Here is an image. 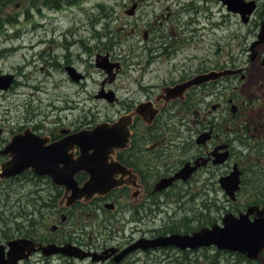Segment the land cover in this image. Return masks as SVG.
<instances>
[{
	"label": "flooded vegetation",
	"instance_id": "af4514ba",
	"mask_svg": "<svg viewBox=\"0 0 264 264\" xmlns=\"http://www.w3.org/2000/svg\"><path fill=\"white\" fill-rule=\"evenodd\" d=\"M28 1H30L29 6L33 13H40L44 10L60 11L64 7L76 5L83 0ZM124 2L125 6H135L131 15L133 16L136 7L140 4L139 0H124ZM23 4L24 2L19 0L16 7ZM253 9L245 22L240 20L238 13L227 10L228 13L237 16L240 25L253 24L250 32L245 31V35L237 36L240 39L239 42H235V51L238 56H229L228 60L223 63L215 60L208 64L202 62L189 64L188 67L178 70L179 73L174 74L172 70L170 75L158 79L156 83L144 81L142 75L149 72H147V67H141L138 69L141 78L132 80L138 81L133 84L135 87H131L130 82H126L125 85L111 88L108 84L114 80L120 70L119 64L111 65L107 72L97 65V59L104 57L106 61V56L95 53V66L100 67L106 74L105 79L99 85L96 96L112 104L121 101L120 92L133 96L130 99L126 98L122 103V110L115 120L100 121L110 124L121 116L128 132L124 146L120 149L113 148L107 156L99 155L93 159L99 166L96 173L98 181H105V185L114 184V186L104 193L94 194L89 200L77 199L71 206L66 207L64 202L59 203V199L66 190L67 194L71 192L70 189H66L65 184L57 186L50 177L34 174L30 169H24V171L30 170L35 176L45 179L49 185L60 189V195L58 193L55 207L52 201L47 205L43 202L42 205H38L42 209L37 210L35 208L37 203L31 201L33 218L27 220L26 226L16 224L19 230L23 229V233L15 237H6L4 241L0 239L2 246L0 264H4L3 261L7 256V242L15 238L31 240L34 249L26 258L19 259L17 264L21 260L27 261L34 254H41L44 258L54 257L57 259V264L85 262L88 264H136L137 260L129 262L128 258L137 251L146 253L147 258L152 255L154 257L169 255L170 252L167 251L161 254L153 252L174 247L160 246L141 249L137 246L125 256L118 258L125 248L136 244L140 239L148 241L160 235L179 233L167 227L142 230L140 225L147 226L150 221V219L142 221L144 217L142 213H166L172 208L171 203L177 200L176 198L167 200V197L174 195H184V201L182 199L184 207L188 201L185 200L186 194L193 192L221 193L224 198L225 188L222 187L221 182L233 167L239 174V189L232 201L235 202L241 197L245 198L236 214L245 212L250 207L251 213L248 219H252L258 213L264 215V53L260 52L264 46V40L256 45L252 44L256 40L260 25L264 24V7H257L255 2ZM252 20H255V23ZM213 26L218 28V23L214 22ZM212 30L216 31L215 28ZM249 34L251 37L246 41ZM256 63H259L262 71L259 74V80L253 81L248 78V71L249 67ZM223 70L231 73L223 77L200 79ZM75 72L78 73V78L76 80L69 78L80 83L83 73L77 70ZM195 78H199L200 81L192 82ZM14 81L15 76L6 90L14 85ZM245 81L250 82L246 94L239 89V84ZM166 89H169V92H166ZM226 89L229 92L223 93ZM0 91L3 90L0 89ZM135 96L137 98H134ZM139 105H142L139 109L141 112L135 111ZM32 121V119L27 120L28 123L13 129L7 141H0V164L9 159V156L1 150L7 145L11 136L23 133L25 129L34 135L47 138L49 143L73 132L90 129L100 123L97 122L91 127L87 125L76 128L61 123L57 127L45 129ZM66 153L76 159L81 151L78 146L74 145ZM186 164L189 165L188 168L192 166L196 168L185 179L175 178L165 187L158 191L154 190L158 181L169 180ZM24 171L13 177L1 178L0 186L5 181L18 177ZM88 178L86 171L77 170L73 173L71 181L80 187ZM9 190V187L5 186L1 190L3 192L0 191V201L4 202L6 198H9L6 193ZM38 212L42 214L36 220L34 213ZM57 214L59 219L58 222L51 223L50 235H42L39 228L45 226L43 215L50 218ZM125 214H130V218L125 220ZM85 216L87 218L82 220L81 218ZM66 221L70 225L63 229V223ZM126 228L130 231L127 236L123 234ZM120 232H122L121 235H119ZM136 232L139 234L131 237V234ZM122 239H125V242H122ZM51 244L57 249L64 244L77 247L79 254L68 256L59 250L51 255L43 254L40 246ZM207 247L196 249H207ZM214 249L215 256L218 258L221 256L223 261L219 262L215 259L209 264H264L256 262L264 248L256 255V260L234 251ZM184 250L189 251L190 249ZM226 255L230 258H226Z\"/></svg>",
	"mask_w": 264,
	"mask_h": 264
},
{
	"label": "rangeland",
	"instance_id": "374dc122",
	"mask_svg": "<svg viewBox=\"0 0 264 264\" xmlns=\"http://www.w3.org/2000/svg\"><path fill=\"white\" fill-rule=\"evenodd\" d=\"M17 1H6L0 13V73L15 76L14 85L0 91V141H7L13 129L31 119L32 123L45 129L61 123L76 128L115 120L122 110V103L133 96L120 92L121 101L113 104L96 96L106 74L95 66V53L106 56V62L119 64L120 70L108 86L115 88L130 82L131 87H135L133 84L138 81L132 80L141 78L138 71L141 67H147L149 72L142 75L144 81L156 83L170 75L172 70L174 74L179 73L178 70L189 64H208L215 60L223 63L229 56H238L235 42L240 39L237 36L253 29L251 23L240 25L237 16L228 13L218 0H139L133 16L123 14L128 8L124 0H83L60 11L44 10L40 13H33L28 0H22L24 4L17 8ZM255 2L257 7H264V0ZM214 22L218 23V28L213 26ZM250 37L251 34L246 41ZM260 52L264 53V46ZM150 61L154 62L149 65ZM67 65L83 73L80 83L69 78L65 70ZM252 65L248 78L259 80L262 67L259 63ZM249 85V81L239 84L240 91L246 94ZM5 186L10 190L6 192L9 198L0 201L2 241L23 233L16 224L26 226L27 220L33 218L31 201L37 203V210L42 209L38 205L43 202L47 205L52 201L55 207L61 191L30 170L5 181L0 191ZM183 197H167V200H177L171 203L172 208L166 213H142V221L150 219L147 226L140 225L142 230L167 227L179 233L195 231L212 223L218 224L226 212L236 215L245 199L241 197L234 202L225 196L222 198L221 193L193 192L186 194L185 200L188 201L184 207ZM38 213H34L36 220L42 214ZM129 218L130 214H125V220ZM43 219L45 226L39 231L49 236V227L52 222H58L59 215L50 218L43 215ZM68 225L66 221L62 228H68ZM129 233V228L123 232L125 236ZM137 234L139 232L132 233L131 237ZM121 241L125 242V239ZM214 248L183 252L168 248L153 253L167 251L169 255L149 258L146 253L137 251L128 260H137L136 264L223 261L221 256H215ZM258 256L256 262L264 263V249ZM226 258H230L229 255ZM19 264H57V259L34 254Z\"/></svg>",
	"mask_w": 264,
	"mask_h": 264
},
{
	"label": "water",
	"instance_id": "95a60500",
	"mask_svg": "<svg viewBox=\"0 0 264 264\" xmlns=\"http://www.w3.org/2000/svg\"><path fill=\"white\" fill-rule=\"evenodd\" d=\"M225 7V10L238 13L240 20L245 22L248 14L254 10V0H218ZM135 6H130L123 11V14L132 15ZM264 40V24L260 25L256 40L253 45ZM97 65L107 72L110 70L111 63L105 61V58L97 59ZM69 76L76 80L78 73L67 66ZM231 73L228 70L216 72L208 77H223ZM13 79V74H0V89H7ZM199 78L192 80L194 83L200 81ZM169 92V89L165 90ZM109 98V97H108ZM111 99V98H109ZM142 105H139L135 111L139 112ZM128 136L126 124L120 116L115 122L110 124L98 123L90 129H82L73 132L70 135L58 138L53 142H47V138L32 134L28 129L23 133L12 135L7 145L1 150L2 153L9 156V159L0 164V179L13 177L24 169H30L34 174L50 177L57 186L64 185L70 189V194L64 192L61 196L60 204L64 202L69 207L77 199L89 200L96 193H104L111 189L114 184L105 185V181H98L96 173L98 172V163L94 158L99 155L107 156L113 148L120 149L125 145ZM74 145L78 146L81 154L73 159L68 149ZM91 149V151H89ZM185 165L177 174L169 180H160L157 182L154 190L161 189L169 184L175 178L185 179L192 172L195 166L188 168ZM101 167V165H100ZM81 170L88 173L89 178L83 185L78 187L71 181L75 171ZM221 182V180H220ZM225 188L227 198L234 199L235 192L239 189V174L233 167L228 176L223 177L221 182ZM250 207L247 211L234 215L231 212L224 213L219 222L212 223L209 226L200 227L191 233H171L160 235L155 239H140L136 244L127 248L118 256L122 257L139 246L141 249L148 247H175L181 251L184 249L196 250V248L214 246L217 250L234 251L249 259H255L257 254L264 248V215L258 213L252 219H248L251 213ZM8 251L4 264H17L19 259H24L32 252V241L24 238H15L7 242ZM2 246L0 245V251ZM42 253L51 255L53 252L64 253L68 256L79 254L77 247H70L64 244L57 249L53 244L40 246ZM2 253H0V262Z\"/></svg>",
	"mask_w": 264,
	"mask_h": 264
},
{
	"label": "trees",
	"instance_id": "16d2710c",
	"mask_svg": "<svg viewBox=\"0 0 264 264\" xmlns=\"http://www.w3.org/2000/svg\"><path fill=\"white\" fill-rule=\"evenodd\" d=\"M6 1H9V0H0V8L2 5L6 4Z\"/></svg>",
	"mask_w": 264,
	"mask_h": 264
},
{
	"label": "bare ground",
	"instance_id": "6f19581e",
	"mask_svg": "<svg viewBox=\"0 0 264 264\" xmlns=\"http://www.w3.org/2000/svg\"><path fill=\"white\" fill-rule=\"evenodd\" d=\"M141 112V111H140Z\"/></svg>",
	"mask_w": 264,
	"mask_h": 264
}]
</instances>
